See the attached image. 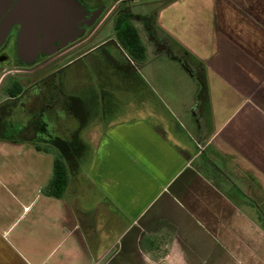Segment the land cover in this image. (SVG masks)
<instances>
[{
  "label": "crops",
  "instance_id": "obj_1",
  "mask_svg": "<svg viewBox=\"0 0 264 264\" xmlns=\"http://www.w3.org/2000/svg\"><path fill=\"white\" fill-rule=\"evenodd\" d=\"M156 10L128 104L82 129L61 198L42 193L55 147L0 138V264H264V0Z\"/></svg>",
  "mask_w": 264,
  "mask_h": 264
},
{
  "label": "flooded vegetation",
  "instance_id": "obj_2",
  "mask_svg": "<svg viewBox=\"0 0 264 264\" xmlns=\"http://www.w3.org/2000/svg\"><path fill=\"white\" fill-rule=\"evenodd\" d=\"M76 1L87 12L100 10V15L90 27L84 25L74 41L58 47L54 53L38 52L32 63L22 60L17 47L18 24H12L0 41L1 139L33 143L41 148H52L53 143L68 142L74 137L82 141V129L87 124L111 123L117 116L116 110L128 104L129 100L121 103L120 79L116 76L123 74L129 85L128 92L131 82L127 78L133 76L135 63L121 49L115 33L113 37L105 38L102 33L109 26L114 32L115 18L122 11L130 12L135 1ZM98 50L102 51L101 58L112 61V67L117 69L113 88L99 90L91 99H85V96L80 99L67 93L63 85L65 68ZM115 52L123 55V64L117 61L119 57L113 55ZM121 68L122 73L118 70Z\"/></svg>",
  "mask_w": 264,
  "mask_h": 264
},
{
  "label": "water",
  "instance_id": "obj_3",
  "mask_svg": "<svg viewBox=\"0 0 264 264\" xmlns=\"http://www.w3.org/2000/svg\"><path fill=\"white\" fill-rule=\"evenodd\" d=\"M100 12H87L76 0H0V41L12 24H18L19 56L32 63L38 52L52 54L74 41Z\"/></svg>",
  "mask_w": 264,
  "mask_h": 264
},
{
  "label": "rangeland",
  "instance_id": "obj_4",
  "mask_svg": "<svg viewBox=\"0 0 264 264\" xmlns=\"http://www.w3.org/2000/svg\"><path fill=\"white\" fill-rule=\"evenodd\" d=\"M146 0H138L135 1V5L131 8L130 13L135 15V18L132 20V22L139 28L141 36L143 38V41L146 43L147 46H149L152 49L154 48V40L152 39L153 35V29L156 28L155 22H156V12L157 8L160 7V4H144ZM147 25V27H145ZM103 38L105 37H113L114 32L112 30V27H107L102 33ZM102 51H95L84 57L83 59H80L79 61L73 63L72 65L65 68L63 71V85L67 93H70L80 99H91L92 95L97 94L99 90H108L110 91L113 88L114 85V72H116L117 69H114L112 67L111 62L112 61H105L102 56ZM113 55L118 56L119 59L118 62L124 63V59L121 57V55L118 52H115ZM103 59V60H102ZM120 73H122L123 69H118ZM21 72H27V70H22ZM144 70H142L141 73H143ZM119 77V75H118ZM1 78V74H0ZM123 78V74H120V80L118 81L119 87L118 91L120 92V98L121 103L124 104L129 100L128 92L126 90L129 89V85ZM117 83V85H118ZM85 96V97H84ZM84 97V98H83ZM33 145V144H32ZM30 144H26L25 146H22L21 148L16 149L15 151L18 152H25L28 153L32 150L35 151L33 146ZM33 159H37V155H34L33 158L30 160L33 161ZM39 162H41L40 168L42 170H51L52 169V160L51 158L41 156L39 158ZM85 163V159L83 158L79 162V169H82ZM42 173V178H43ZM261 213L264 216V202L263 205H261ZM249 209V208H248ZM247 210V209H245ZM250 210V209H249ZM264 242V241H263ZM264 252V250H263Z\"/></svg>",
  "mask_w": 264,
  "mask_h": 264
},
{
  "label": "trees",
  "instance_id": "obj_5",
  "mask_svg": "<svg viewBox=\"0 0 264 264\" xmlns=\"http://www.w3.org/2000/svg\"><path fill=\"white\" fill-rule=\"evenodd\" d=\"M147 1L159 3L160 7H164L175 0ZM134 18L135 15L132 13L122 11L115 18L114 33L121 49L132 62L139 65L146 60L147 53L140 30L132 22ZM52 146L56 149L53 157L52 175L43 187L42 193L46 196L61 198L68 184L70 173L79 168L80 155L85 146L75 137L68 142L58 141ZM35 149L49 152L46 147L41 148L39 145H35Z\"/></svg>",
  "mask_w": 264,
  "mask_h": 264
}]
</instances>
